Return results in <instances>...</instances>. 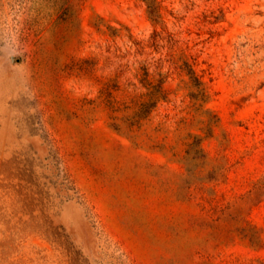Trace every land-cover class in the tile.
<instances>
[{"label":"rangeland","instance_id":"rangeland-1","mask_svg":"<svg viewBox=\"0 0 264 264\" xmlns=\"http://www.w3.org/2000/svg\"><path fill=\"white\" fill-rule=\"evenodd\" d=\"M157 1L0 0V264H264V0Z\"/></svg>","mask_w":264,"mask_h":264},{"label":"trees","instance_id":"trees-1","mask_svg":"<svg viewBox=\"0 0 264 264\" xmlns=\"http://www.w3.org/2000/svg\"><path fill=\"white\" fill-rule=\"evenodd\" d=\"M148 6V12L151 16V18L155 21L158 20V18H160L161 14H160V6L157 0H144ZM191 78L192 80H194L193 82V86L195 87V91H194V98L196 99H203L206 96V89L203 86V82L194 74V72H191ZM150 86L149 87V91L147 92L148 94V99L143 101L140 105V111L139 113L141 115H146L147 112H149L154 106H156L157 102L160 99H164V88L158 83H150L148 84ZM200 151L203 150V148H198Z\"/></svg>","mask_w":264,"mask_h":264}]
</instances>
